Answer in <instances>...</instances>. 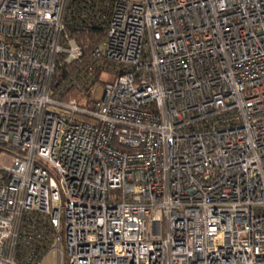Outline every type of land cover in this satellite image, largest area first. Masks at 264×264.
I'll use <instances>...</instances> for the list:
<instances>
[{
	"label": "built area",
	"instance_id": "built-area-1",
	"mask_svg": "<svg viewBox=\"0 0 264 264\" xmlns=\"http://www.w3.org/2000/svg\"><path fill=\"white\" fill-rule=\"evenodd\" d=\"M67 1L0 0V264L32 214L37 264H264V0H114L83 102Z\"/></svg>",
	"mask_w": 264,
	"mask_h": 264
},
{
	"label": "trees",
	"instance_id": "trees-1",
	"mask_svg": "<svg viewBox=\"0 0 264 264\" xmlns=\"http://www.w3.org/2000/svg\"><path fill=\"white\" fill-rule=\"evenodd\" d=\"M113 1H67L65 33L82 47V55L71 62H65L62 55L57 58L58 66L50 81L54 98L65 101L69 96L77 94L88 98L90 89L98 82L103 72H109L112 78L120 73V70H114V65L110 62L92 55L94 48L105 38ZM31 224L32 228L28 227ZM35 232L45 236L44 218L39 214L25 216L21 238L16 248L17 264H37L45 253V239L33 238ZM31 254L35 255L34 263L27 260Z\"/></svg>",
	"mask_w": 264,
	"mask_h": 264
},
{
	"label": "rangeland",
	"instance_id": "rangeland-1",
	"mask_svg": "<svg viewBox=\"0 0 264 264\" xmlns=\"http://www.w3.org/2000/svg\"><path fill=\"white\" fill-rule=\"evenodd\" d=\"M112 79V75L109 72H103L100 77L98 82L93 86L94 87V93L93 96H98L100 93L101 86L104 84V82ZM68 99H74L78 102H83L87 98H83L82 96L74 95V96H69ZM56 263V255L54 252H50L48 257L44 259L43 264H55Z\"/></svg>",
	"mask_w": 264,
	"mask_h": 264
}]
</instances>
